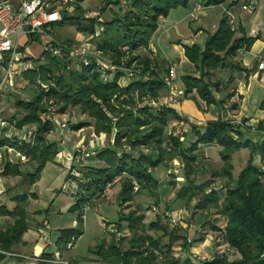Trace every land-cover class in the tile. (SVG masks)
Masks as SVG:
<instances>
[{"label": "trees", "instance_id": "trees-1", "mask_svg": "<svg viewBox=\"0 0 264 264\" xmlns=\"http://www.w3.org/2000/svg\"><path fill=\"white\" fill-rule=\"evenodd\" d=\"M83 1L77 0L79 4L74 12L65 13L57 26L73 27L84 35L94 34L97 27H102L100 34L92 40L93 46L116 65L130 68L135 63L142 70L135 71L134 76L128 78L127 73L121 69L110 80L111 75L104 78L95 65L77 67L68 56L57 58L43 55L46 56V61L39 71L27 73L18 79L26 83L24 89L31 91L33 95L30 98L25 95L23 100L18 99L7 110L11 111L12 108L13 114L23 115L20 124L34 123L39 128L37 142L28 152L29 162H37L36 172L25 175L30 184L47 163L55 162L60 151L59 141H50L48 137L55 129L54 124L44 117L50 100L59 106L60 114L72 116L78 110L85 117L76 119L72 126L69 123L70 130L88 127L96 133L104 132L111 136L106 147L94 151L99 165H85L82 168L81 179L85 183L81 184L79 197L76 201H71L72 205L68 210L76 213L78 225L76 228L60 230L56 245L59 247L67 243L72 237L77 242L83 234V208L88 204L96 205L93 202L100 200L106 186L120 177L117 200L121 208L120 218L127 222L128 233L119 239L113 235L110 243L98 244L91 252L96 261L99 264H181L180 259L174 255L173 248L180 241L183 248L192 247L193 242L186 232L189 229L183 224H193L195 230H199L194 223L180 219L182 225L178 226L184 232L180 234L164 225L159 217L146 224L145 215L136 211H130L126 215L122 210L125 204L135 199L141 189L155 193L159 185L153 176L155 167L181 158L182 161L179 162L184 171L183 183L186 185L178 189L175 198L184 204L196 198L195 208L201 215L209 216L214 211L223 216L224 244L228 247V252L237 254V257L230 259L226 254L216 252L212 260H204V264H264V172L252 163L254 155L264 158V121L257 126L262 138L256 143L243 139L241 130L247 128L244 119L241 120L243 126L233 124L231 119L209 122L202 134L201 130L193 127L197 136L195 143L218 145L223 160L221 169L209 171L212 180L200 185L196 184V176L202 168L194 153V145L190 149H183L179 137L166 133V128L172 121L181 122L183 119L172 106L161 104L167 96L163 78L168 71V63L164 64L163 61L150 57L146 50L160 18L167 17L172 9L187 7L190 0H127L125 6L120 5V0H104L100 5V21L84 17L86 11L81 7ZM226 1L201 0L204 6L220 5ZM242 1L232 0L229 8ZM241 32L242 35L237 37V31L229 23L228 14L224 13L216 32L206 39L203 48L197 44L184 48L186 59L193 65L195 73H199L198 77L186 75L181 78L184 99L196 102L200 100L207 107L216 104L222 107L225 104V100L218 101L213 92L227 89L233 79L229 77L227 82L221 83L213 81L212 75L218 69H240L231 59L240 49H249L258 38L247 37ZM121 80L126 83H121ZM45 88L48 89L47 92ZM233 95L234 93H229L227 99ZM231 108L236 109L237 105L232 104ZM126 145L131 147V151L121 153L120 150ZM241 148L249 149L251 156L238 177L233 180L230 159ZM24 165L4 163L0 166V177L20 176L21 166ZM214 178L225 181L222 198L213 187ZM134 183L139 186L137 192L133 191ZM30 197L36 198V195L18 194L12 197L15 202L13 208L0 206V216L12 218V223L0 231V250L10 252L13 245L22 241L23 234L28 229L26 208ZM210 224L208 218L203 223L205 226ZM122 229L121 226L118 227V231ZM209 229L212 232L219 231L214 225L209 226ZM149 231L161 232L162 235L154 237ZM162 237H167V242H163ZM203 239L204 235L197 241ZM51 256L44 254L43 258L50 259ZM3 257L0 255V259ZM68 259V264H81L79 258ZM40 264L54 263L42 261ZM183 264H190L189 259Z\"/></svg>", "mask_w": 264, "mask_h": 264}, {"label": "crops", "instance_id": "crops-1", "mask_svg": "<svg viewBox=\"0 0 264 264\" xmlns=\"http://www.w3.org/2000/svg\"><path fill=\"white\" fill-rule=\"evenodd\" d=\"M7 1L14 6H18L22 0ZM231 1L227 0L225 3L215 6H204L201 0H190L188 6L185 7L187 9L174 13L173 21L170 24L168 17L159 20L158 29L151 37L146 50V53L150 57L157 59V61H163L164 64L171 60L167 56L168 52L171 53L173 51L179 54L178 60H175L177 61L175 65L178 67V63V65L183 66V69L179 72V76L177 74L174 90L177 98L182 99L184 85L180 77L186 75L199 76V73H195L193 65L186 59L184 48L195 44L197 40L207 39L204 36L212 33L208 29L210 23L212 25L211 29H215L217 26L218 18L214 17L217 13L216 9H220L222 15L224 13L233 15L234 22L232 28L237 31V37L242 35L241 31L247 37H250L251 30L258 31V38L250 48L240 49L236 53V56L231 59V62L239 65L240 69L224 68L213 72V81L218 80L221 83H225L229 77L233 79L227 89L222 88L223 90L221 91L213 92L218 101L225 100V104L222 107L217 104L207 107L204 102L198 100L200 109L203 112L201 113L195 108L185 110L184 103L186 100L184 102L179 100L178 104L173 105V108L183 119L180 123H183L184 127H186L185 129L182 127L181 140L184 139L185 135H189L188 121L194 127H199L200 130L202 128L204 129L209 122L219 119L224 121L228 119H244L246 120L247 128L241 130L243 139L256 143L260 142L262 138V134L257 129V126L260 122L264 121V70L258 68L259 63L264 61V0H257V7L253 12L242 10L241 3L229 8ZM196 3H201L203 8L198 13L199 18L191 21L188 16ZM81 7L84 10L87 8L83 5V2L81 3ZM212 16L213 18L211 20L210 17ZM76 37L80 40L82 33H77ZM229 93H234V95L227 99ZM232 104H236L237 108L232 109ZM76 132L68 130L65 133H61L57 130L53 132L54 134H51H53V141L58 140L60 146L66 144L71 147L62 149L64 154H68L72 153L73 148L76 147L74 140L68 136H76ZM213 145L218 146L216 144ZM54 163L57 162L55 161ZM54 163H47L42 171L36 174L35 181L32 184L29 183V179L25 175L36 172V161L21 166V176L19 177H0V206L4 205L6 209L13 208L15 202L12 200V197L18 194L34 193L36 195V198L30 197L28 200V206L26 208L28 229L23 234L22 241L13 245L10 252L0 250V255L4 256L0 259V264H40L42 261L48 263V260L57 257L54 256V252L57 250L56 241L59 237V231L72 226L67 225L69 222L63 216L64 213H70L68 210L72 203L66 202L67 204L65 203V205L61 206V203L58 202V196L61 193L60 187L63 184L65 174L61 172L55 175L53 173L55 169L50 168L51 164ZM84 218L85 216L83 214V220ZM11 223L12 218L9 216H0V231L4 230ZM123 232L127 235L128 230L125 229ZM189 250L190 253L197 252L195 247H190ZM44 254H51L52 256L50 259H44ZM59 256L66 259L61 254ZM67 257L79 258V256L72 253ZM79 259L81 260V264H99L96 261V257H92L86 261H83L82 258Z\"/></svg>", "mask_w": 264, "mask_h": 264}, {"label": "rangeland", "instance_id": "rangeland-1", "mask_svg": "<svg viewBox=\"0 0 264 264\" xmlns=\"http://www.w3.org/2000/svg\"><path fill=\"white\" fill-rule=\"evenodd\" d=\"M101 0H84L83 5L87 7L85 9L86 12L94 11L96 10L102 2ZM178 10L172 9L168 13L167 17L169 20V24L173 21L174 18V13L176 11H181L183 9H187L183 6L176 8ZM216 15L214 17L218 18L217 19V26L215 29H211V23L209 25V32L210 33L208 36H204L208 38L210 35L214 34L219 26V22L223 15L221 14L220 9H216ZM105 18V16H103ZM211 20L213 18L210 17ZM159 26V25H158ZM158 29V28H157ZM157 31V30H156ZM154 32V34L156 33ZM77 33L81 34L80 32H77L75 28L65 26L64 28H60L58 26L55 27V38L58 40H61L65 43L74 44L76 41L75 39L79 40V38L76 37ZM153 36V35H152ZM206 39L204 40H197L195 41L198 46L201 48L204 47ZM185 44V43H184ZM193 45V44H192ZM191 45V46H192ZM28 53L31 55H39L41 48L40 44L38 42L32 43L28 49ZM178 55L175 52H168V58H170L171 62H176L175 60H178ZM42 59L46 61V56H43ZM175 65V70H176V76L181 70L183 69V66ZM114 75L112 74L110 77V80H112ZM182 78V76L180 77ZM177 81V78L176 80ZM179 81V77H178ZM128 82V81H127ZM121 83H126L124 80H121ZM24 84L23 81H18L17 86H16V91L11 95V98H6L3 97L0 99V108L2 107L3 112L9 108L11 105L14 104L15 101L18 99L23 100L26 96L29 98L33 95L31 91L25 90L24 89ZM26 95V96H25ZM183 99V100H182ZM182 99L176 98V103L178 104L179 100L184 102V109L185 110H192L193 108L197 109V111L203 113L200 109V104L199 102H196L193 99ZM174 107V106H172ZM183 108V107H182ZM9 113H12V108L10 109ZM14 110V109H13ZM8 111V110H7ZM77 113H74L72 116L67 115V119L69 116V123L72 126L74 121L76 119H84L85 117L80 115V112L76 110ZM6 112V111H5ZM14 112V111H13ZM62 119V118H59ZM172 121L166 128V133L171 134V135H176L177 137L180 138V135L177 134V130L181 128L179 122ZM54 124V123H53ZM188 129H189V135L184 136V139H182L183 143V149L186 148H191L192 145H194V153L197 156V160L199 161V167L202 168L199 174L196 176V184L200 185L202 183H206L207 181L212 180V175L209 173L210 170H219L223 166V160L221 157V148L219 146H214L213 144H203V143H195L197 141V136L195 135L193 131V124L191 125L190 122L188 121ZM55 127V124H54ZM186 127H184L185 129ZM196 129H199L197 127ZM201 134L204 132V129H200ZM55 132V131H53ZM52 132V133H53ZM96 135H94V134ZM54 134V133H53ZM53 134H50L48 137L50 138V141H53ZM59 135V133H57ZM69 134V133H68ZM99 133H96L94 129L85 127L84 130H80L79 132H76V136L72 135L71 137L68 136L70 139H73L74 142L77 144H87V145H93L97 141V136ZM264 134V133H262ZM70 135V134H69ZM111 139V136L107 138V143H109ZM112 141V140H111ZM195 143V144H194ZM70 147L69 145H61L60 146V151L55 157V161L57 163L59 156L63 155L64 152L62 149ZM71 148V147H70ZM76 149V147L73 148V151ZM72 151V153H73ZM146 151V150H145ZM96 154V153H95ZM91 156L90 159L83 161V163L86 166H91V167H97L99 165L96 157ZM251 152L247 148H241L237 150L235 153L232 154L231 159H230V164L232 165V179L235 180L241 170L246 166L247 162L250 159ZM62 157V156H61ZM178 161H182L181 158L177 159ZM264 158L260 157L259 155H254L253 156V164L258 167L262 172H264ZM51 164L50 168H54V174H58L61 172H64L65 177H64V182H66L68 179H70L71 174L65 168L60 165V164ZM180 164V163H179ZM54 175V176H55ZM183 175L184 171L182 168V165L180 164L179 166H174L172 164V161L167 162V163H162L159 164L157 167H155V170L153 172V176L156 180H158L159 185L158 189L155 191L146 190V189H141L140 192L136 194L135 199L128 204H125L123 207V213L128 214L130 211H136L139 214L145 215V220L144 222L146 224H149L152 221H155L157 217H159L164 223V225H167L170 229L171 227L168 225L167 220H165V212L172 213V214H180V219L184 222H188L190 220L191 223H194L198 229L200 230H195V228L186 231L188 238L193 242L191 245L192 247H195L197 249V252L195 253H190L189 249H185L182 246V241L177 242L174 245V255L180 259L181 264L184 263V261H187L189 259L190 264H204V260L211 261L214 254L216 252L226 254L228 258L232 259L237 257V254H234L233 252H228V247L224 244L223 241V229L225 226V218L216 212L213 211V214L211 215H201L199 213V210H196L195 206L197 204V199L190 200L189 203L184 204L183 201L177 200L175 197V193L178 191V189H182L186 185V183H183ZM21 176V175H20ZM16 177V176H15ZM19 177V176H17ZM22 179V178H21ZM20 179V180H21ZM215 179V180H214ZM213 182V187L217 189L221 195L220 198H222V195L224 194V187H225V181L219 178H214ZM19 180V181H20ZM264 180V178H262ZM120 181L117 182L108 192L106 196H101L100 200H95L93 203L96 205L89 206L87 209H84V220L82 222L83 225V236H81L75 245L73 246L72 249L68 250L67 243H63L58 246L57 250L54 252V256H59L60 254L68 259L67 256L69 254H76L79 256V258H82L83 261H86L92 257H95L91 252L92 250L101 242H107L110 243L112 240L113 235H118L120 232H123L126 227H127V222L121 220V215L120 211L121 208L118 204L117 200V193L120 188ZM62 184V185H63ZM61 185V187H62ZM60 187V196H58V202L61 203V206L65 205L67 202H71L70 197L67 194L62 193V188ZM57 193V192H55ZM54 193V194H55ZM80 193V192H79ZM67 197V198H65ZM69 199V200H65ZM66 203V204H67ZM99 204V205H97ZM155 208V209H153ZM64 219L68 220L67 225H72L69 228H76L77 227V221H76V213H64ZM209 219L211 221L210 225H203V223L206 222V219ZM75 221H74V220ZM117 224V225H116ZM123 228L121 231H118V227L120 226ZM179 225H182V222H180ZM216 226L219 228V231L212 232L209 229V226ZM181 226H176L173 228V230L179 232L180 234H184L182 231ZM85 228V229H84ZM151 235L154 237H159L162 235L161 232H155V231H149ZM204 235V239L197 241V239L200 236ZM168 238L167 237H162L163 242H167ZM122 244L126 247L127 244L125 242H122ZM191 247V248H192ZM87 258V259H85ZM66 259V260H67ZM69 260V259H68ZM67 260V261H68Z\"/></svg>", "mask_w": 264, "mask_h": 264}, {"label": "built area", "instance_id": "built-area-1", "mask_svg": "<svg viewBox=\"0 0 264 264\" xmlns=\"http://www.w3.org/2000/svg\"><path fill=\"white\" fill-rule=\"evenodd\" d=\"M77 0H22L18 6L10 4L7 0H0V99L11 95L16 91L19 78L30 72H37L44 64L43 55H50L57 58L69 57L75 62L77 67L83 65H95L105 77L115 74L119 70H124L127 77L134 76L135 71H141L142 67L133 63L130 68L124 65L114 64L101 54L94 46L92 40L100 34L102 27H97L94 34H82L80 40H76L74 44H68L55 38V27L62 21L64 14H72ZM127 0H120V5L125 6ZM257 0H243L241 9L244 11H255ZM201 3H196L190 12L188 18L191 21L197 20L198 13L202 10ZM229 23L233 24V15L227 13ZM86 19H97L100 21V6L90 12L84 14ZM161 19V18H160ZM251 37H257L258 31L251 30ZM40 44L41 52L39 55H31L28 53V47L34 43ZM260 70H264V61L258 65ZM175 63L168 62V71L163 78L167 96L161 104L173 106L176 103L177 95L174 90L176 80ZM47 92L48 89L45 88ZM44 117L55 124L54 131L65 133L69 129V120L66 114L59 113V106L50 100L46 105ZM6 111V112H5ZM3 112L0 108V165L4 163H12L14 165H24L29 162L28 152L36 144L39 135L37 124L26 123L20 124L19 121L23 115L9 113L7 109ZM62 118V119H59ZM115 120V118H114ZM235 125H241V120H232ZM181 128L177 130V134L181 135L184 127L179 122ZM84 130L81 128L77 130ZM94 134V133H93ZM95 135V134H94ZM96 136V135H95ZM176 136V135H174ZM109 136L101 132L97 136V141L93 145L77 144L73 153L63 154L59 156L58 164L62 165L65 170L70 172L71 177L62 185V193L67 194L72 202L78 199L79 189L85 181L81 179L82 168L85 166L83 161L88 160L95 154L96 149H102L107 146V138ZM131 147L126 145L120 152H130ZM177 159L172 160L174 166H179ZM80 181V184H79ZM120 181V177L112 183H109L102 196H106L115 183ZM139 186L134 183L133 191L137 192ZM90 205H86L87 209ZM155 209V208H153ZM165 220L168 225L174 228L180 224L179 214L165 212ZM187 229H193V224H183ZM124 232L117 235L124 236ZM76 243V238L72 237L67 242L68 250L72 249ZM54 264H68L66 259L60 256L48 260Z\"/></svg>", "mask_w": 264, "mask_h": 264}]
</instances>
